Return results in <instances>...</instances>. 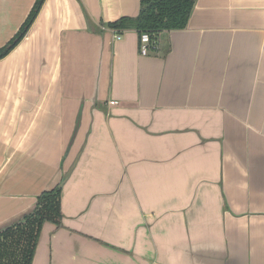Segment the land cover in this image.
<instances>
[{
    "label": "crops",
    "instance_id": "crops-1",
    "mask_svg": "<svg viewBox=\"0 0 264 264\" xmlns=\"http://www.w3.org/2000/svg\"><path fill=\"white\" fill-rule=\"evenodd\" d=\"M34 1L0 0V48ZM138 13L44 0L0 60V230L78 156L31 264H264V0H195L146 56L107 27Z\"/></svg>",
    "mask_w": 264,
    "mask_h": 264
},
{
    "label": "trees",
    "instance_id": "trees-1",
    "mask_svg": "<svg viewBox=\"0 0 264 264\" xmlns=\"http://www.w3.org/2000/svg\"><path fill=\"white\" fill-rule=\"evenodd\" d=\"M44 0H35L18 32L0 48V60L23 39L37 16ZM195 0H139L135 18H120L107 25L113 30H134L139 36L146 33L151 42L164 31L186 27ZM61 192L58 184L40 193L34 208L21 219L0 230V264H31L36 244L44 223L61 226Z\"/></svg>",
    "mask_w": 264,
    "mask_h": 264
},
{
    "label": "built area",
    "instance_id": "built-area-1",
    "mask_svg": "<svg viewBox=\"0 0 264 264\" xmlns=\"http://www.w3.org/2000/svg\"><path fill=\"white\" fill-rule=\"evenodd\" d=\"M117 40L120 39V37H116ZM155 42H151L149 36L146 33H143L139 36V54L141 56H146L148 55L149 51L151 48H154ZM110 106L116 105L115 101H110L109 102Z\"/></svg>",
    "mask_w": 264,
    "mask_h": 264
},
{
    "label": "water",
    "instance_id": "water-1",
    "mask_svg": "<svg viewBox=\"0 0 264 264\" xmlns=\"http://www.w3.org/2000/svg\"><path fill=\"white\" fill-rule=\"evenodd\" d=\"M77 159H78V156H76V158L74 159V161L72 162V164L70 165V167L64 173V175H63V177L61 179V182H60L61 185H63L67 181V179L69 178L70 174L72 173L73 169L76 166Z\"/></svg>",
    "mask_w": 264,
    "mask_h": 264
}]
</instances>
